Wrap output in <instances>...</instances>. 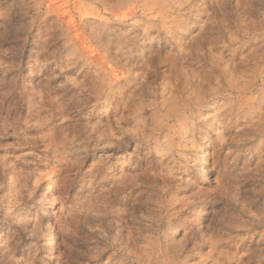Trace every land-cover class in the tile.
Returning <instances> with one entry per match:
<instances>
[{"label": "clouds", "instance_id": "clouds-1", "mask_svg": "<svg viewBox=\"0 0 264 264\" xmlns=\"http://www.w3.org/2000/svg\"><path fill=\"white\" fill-rule=\"evenodd\" d=\"M0 264H264V0H0Z\"/></svg>", "mask_w": 264, "mask_h": 264}, {"label": "rangeland", "instance_id": "rangeland-1", "mask_svg": "<svg viewBox=\"0 0 264 264\" xmlns=\"http://www.w3.org/2000/svg\"><path fill=\"white\" fill-rule=\"evenodd\" d=\"M29 40H31V36H29ZM8 47V45H5V48H7Z\"/></svg>", "mask_w": 264, "mask_h": 264}]
</instances>
